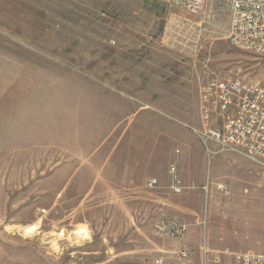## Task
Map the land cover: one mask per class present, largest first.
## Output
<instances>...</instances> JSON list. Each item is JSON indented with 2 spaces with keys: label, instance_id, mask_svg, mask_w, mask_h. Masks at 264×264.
I'll use <instances>...</instances> for the list:
<instances>
[{
  "label": "rangeland",
  "instance_id": "374dc122",
  "mask_svg": "<svg viewBox=\"0 0 264 264\" xmlns=\"http://www.w3.org/2000/svg\"><path fill=\"white\" fill-rule=\"evenodd\" d=\"M230 10V0L199 13L159 0H0V264L264 254L260 169L208 155L192 129L212 72L264 83V54L228 40ZM174 216L185 236L158 234L157 220Z\"/></svg>",
  "mask_w": 264,
  "mask_h": 264
},
{
  "label": "built area",
  "instance_id": "2783aa9c",
  "mask_svg": "<svg viewBox=\"0 0 264 264\" xmlns=\"http://www.w3.org/2000/svg\"><path fill=\"white\" fill-rule=\"evenodd\" d=\"M190 13L201 12L208 0H160ZM230 26L228 40L240 49L264 54V0H230ZM201 126H192L202 141L208 155L231 152L252 162L259 169L261 185H264V83L251 82L247 78L212 72L201 87ZM220 120H214L213 114ZM172 185L176 193L184 190L175 166L171 167ZM158 180L147 185L156 187ZM210 183L204 187L209 192ZM218 188L226 193L224 184ZM189 224L179 217L162 218L155 223L160 235L172 238L185 236ZM182 254L188 255L187 250ZM207 262L208 250L204 249ZM237 264H264V254L253 251L235 253ZM220 262V258H215Z\"/></svg>",
  "mask_w": 264,
  "mask_h": 264
},
{
  "label": "bare ground",
  "instance_id": "6f19581e",
  "mask_svg": "<svg viewBox=\"0 0 264 264\" xmlns=\"http://www.w3.org/2000/svg\"><path fill=\"white\" fill-rule=\"evenodd\" d=\"M32 231H34V229H32V228H27V232H32ZM68 237V236H67ZM70 239V238H69ZM53 241V240H52ZM72 241V240H71Z\"/></svg>",
  "mask_w": 264,
  "mask_h": 264
},
{
  "label": "crops",
  "instance_id": "0c3cea01",
  "mask_svg": "<svg viewBox=\"0 0 264 264\" xmlns=\"http://www.w3.org/2000/svg\"><path fill=\"white\" fill-rule=\"evenodd\" d=\"M160 1V0H159ZM200 92H201V87H200ZM244 159V158H243ZM260 172V171H259ZM178 174V172H177ZM178 177L180 178L179 174H178ZM181 179V178H180ZM185 179V178H184ZM182 181V180H181ZM186 181H189V180H186Z\"/></svg>",
  "mask_w": 264,
  "mask_h": 264
}]
</instances>
